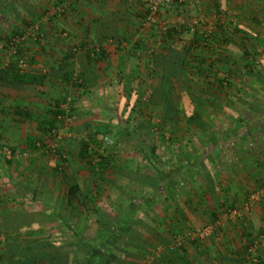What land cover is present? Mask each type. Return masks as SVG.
<instances>
[{
  "label": "crops",
  "instance_id": "1",
  "mask_svg": "<svg viewBox=\"0 0 264 264\" xmlns=\"http://www.w3.org/2000/svg\"><path fill=\"white\" fill-rule=\"evenodd\" d=\"M60 6H65L61 14L57 11ZM174 7V14L167 9L161 11L166 21L171 14L176 17L175 27L185 30L198 20L197 34L209 35L208 42H204L207 45L192 49L196 59H202L200 67L197 61H191L192 78L207 73L212 75L209 80L214 81L208 88L205 84L199 86V92L219 95L215 77L226 75L232 87L222 88L233 93L238 89L236 80L243 74L253 82L250 91H264V82L248 72L249 58H254L259 68L262 66L259 70L264 77V0H187L184 7ZM144 16V5L128 0H0L3 25L41 28L40 47L29 49L27 55L32 60L20 69L45 75L43 84H12L0 79V244L4 243L0 246V264L17 259L12 252L21 248L13 240L24 243L23 235L45 234V227L52 234L47 243L56 246L61 245L57 240H63L66 251H76L87 245L86 241H95L99 233L108 234V242L99 247L103 260L107 259L105 264H247L249 248L264 225V191L256 189L260 196L246 205L249 190L256 188L254 183L257 186L258 179L264 176V126L252 137L257 140L255 149L240 146V150H219L215 146L205 155L197 147L191 148L190 154V150L166 140L175 136V140L179 139L181 133L160 136L164 140L160 149L166 151L167 157L177 152L191 156L188 163L177 160L175 165L182 177L174 183L165 172L158 176L142 166L131 171V165L124 172L101 168L105 172L93 179L88 163L80 155L81 146L76 140L87 138L95 125L101 128L120 123L118 129H124L120 125L125 123L124 136L131 138L139 133L140 124L148 122V113L154 109L166 113L168 91L174 93L173 85L180 86L174 97L182 96V102L184 90L189 91L188 80L184 82L183 78L187 79L190 72L182 71L172 83L162 77L154 59L156 54L166 53V41L156 27L142 26ZM185 34V38L175 42L177 48L189 46L193 34L187 30ZM95 46L100 51L92 54ZM14 58L0 51V70L11 66L16 58L18 61V57ZM158 92L162 98L155 100ZM242 99L256 109L263 107L258 99ZM60 100L61 106L73 102L71 105L79 113L74 109L68 119L58 116L61 123L71 125L58 135L47 130L45 124L51 106ZM205 101L197 103L204 106ZM189 102L191 108L198 106L194 100ZM222 103L232 106L230 100L220 99L211 103V111L224 106ZM154 105L159 108L153 109ZM206 116L202 113L204 121ZM182 117L176 116V120L181 121ZM131 124H137V132L131 131ZM143 128L147 129L146 125ZM244 134L241 132L239 138ZM54 135L63 137V141L54 143ZM217 136L216 132L209 135ZM2 143L24 155L7 159L1 151ZM121 154L117 152L118 160ZM195 154L197 158L192 156ZM209 155L217 157L216 163ZM231 157L234 163L228 160ZM114 161L111 159V163ZM186 168L189 173H185ZM72 176L80 188L74 199H70L69 193ZM153 178L158 183L156 189L148 184ZM124 179L143 189V195L136 196L135 202L149 198V193L157 189L160 194L149 198L142 209L133 207L132 213L112 208L109 213L98 210L106 201L124 200ZM170 185L174 187L166 190ZM103 191L109 192L108 197ZM108 214L117 221L104 224L102 220ZM125 215L128 219L121 220ZM76 217L75 227L70 222L59 223ZM211 223L219 224L213 234L206 238L190 237L193 231ZM73 234L83 235V240L71 239ZM178 238H182L180 245H176ZM38 239H34L35 248L45 242ZM152 248L159 249L156 260ZM257 252L260 264H264V245Z\"/></svg>",
  "mask_w": 264,
  "mask_h": 264
},
{
  "label": "rangeland",
  "instance_id": "2",
  "mask_svg": "<svg viewBox=\"0 0 264 264\" xmlns=\"http://www.w3.org/2000/svg\"><path fill=\"white\" fill-rule=\"evenodd\" d=\"M175 5H173L168 11L172 12V14H174V7ZM170 16V20L168 19L167 21L161 16H159L160 20L163 22H167V25H170V27L175 26V19L176 17L173 15H169ZM177 16V15H176ZM4 23L2 21H0V51L3 52H7L9 53V55L11 54L12 57H16L17 56V50L16 47L13 48H5L4 44L7 43V37H11L12 36V32L13 30H23V34L20 35L21 39L19 40V45L20 48L22 49V53L21 56L19 58V60L17 61L18 65L20 66L21 69H24V66H26L28 63L31 62L32 59H30L27 55V53L29 54V49L32 48L33 50L36 49V45H39L41 43L39 38L43 39V36L40 34L41 32V28H31L30 26L28 27H21V28H16L15 27H10V26H5L3 25ZM157 28V27H156ZM160 29L157 28V32L160 35V37H162V34L159 32ZM186 35V34H185ZM185 35L182 36L185 38ZM181 37V38H182ZM13 38H11L12 40ZM183 39V38H182ZM180 40H178L179 42ZM17 46V49H18ZM178 46V45H177ZM40 47V45H39ZM179 47V46H178ZM38 48V47H37ZM21 60L23 61V63L21 64ZM262 66H260V70H261ZM194 76H192L191 74L187 77L189 86L188 88L189 91H185L183 93V102L184 100H186V102H188L187 100L191 101L192 99L197 100V102L203 103L201 101H203V99L207 100L206 98L209 97V99L207 100V103L204 106H201L202 108H200L201 110H203L205 113V115L207 118V124L209 127V130L206 133L201 132L200 130H198V128L195 125H190L187 123V121L184 119H182L181 121L176 120V122H161L162 121V116H164V113H160L161 110L158 109H154V108H159L156 107V105L153 106V111L148 113L150 119L148 120V122L144 123V125H146L147 129L143 128L142 124H140V128H139V133L135 134L133 137L131 135V138H127L126 136V130H127V126L125 125V123H121L122 125L120 126H125V128L123 129V127H119L118 126L120 123L117 124H105V126H101V128L98 125H95V128L92 129L91 133L89 136H87V138H81L76 140L78 143H80V146L83 144L84 141H88L90 142V145L94 148L97 149L99 151V153L105 154V156L107 157L109 163L108 166H104L102 167L101 165L99 166V162L97 160L92 161V163L89 165V173L91 176H93V179L95 176H100L103 172H105L104 170H102L101 168H106L109 167L110 170H116L118 169V171L123 170L124 171H129L128 169L131 168V171H134L135 169H138L142 166V169H144V167H146V170L149 172H154L157 175H161V173L165 172L167 175V177H169L171 179V183H174L175 180L179 179L180 177H182V173L179 172V170L177 169L178 166H176L175 164H177V160L178 162H182L184 161L185 163L190 162L189 159H191V156L187 155L185 152H183V156L178 155H172L170 158L167 157L168 155L165 154V152H162L160 149L161 148V144L164 141L163 139H161L160 136L165 135V133H172V132H177V133H181L179 135H181V137L178 136L179 139H166L169 141V143L171 142V144H178L179 146H183L184 148H186V150H190L191 148H199L197 150L201 151V155H205V153L211 152V149L214 148L215 146H218L219 150H240V146H242L241 148H246L247 150H249L248 148H252L255 149L257 148L256 146H258L257 144V140L252 137H255L256 131L261 130L260 128H263V123L262 121H264V91H250V89L252 88V84L253 82L251 81V78L248 77H244V74L241 75L239 77V80L237 79V85L238 88L242 89L244 93L241 94H237V92H233L230 93L226 90H222L223 88L220 87V92L219 95L218 93H212V96H207L206 94L204 95V97H200V93L198 91V87H199V83L201 82L202 84L206 81L205 77L204 79H200L199 77L197 78H192ZM203 80H205L203 82ZM208 82L210 84H214V82H212L211 80L208 79ZM178 84V83H177ZM208 84V83H206ZM178 87H174L173 85V89H174V93H173V97L175 95H177L179 92H177V88ZM235 90V87L233 86V89ZM216 92V91H215ZM165 92H162L161 94H164ZM210 93V92H209ZM182 94V93H181ZM180 95V94H179ZM231 95V96H229ZM158 96H160V93L158 92L157 94V98H155V100H158ZM226 97L222 98V97ZM182 97V96H181ZM217 97V98H216ZM231 97V99H230ZM242 97L254 100V99H258L260 101L263 102V107L257 108L253 107L254 109H252L248 104L249 102L247 101L246 104L243 102ZM162 98V97H161ZM220 99L223 100H230V102L232 103L231 107H227L224 103V106L221 105L217 108V110H213L211 111L212 108V102L216 103L218 101H220ZM247 99V100H248ZM151 100V99H150ZM145 102V101H144ZM152 102V101H151ZM154 102V100H153ZM157 101H155L154 104H156ZM255 102V101H254ZM62 101L60 100V105H61ZM71 104L73 102H70ZM257 103V102H255ZM71 104H69L68 106H61V108L65 111L64 114H59L60 116H65L67 119L71 116L72 111L75 109L78 113L79 110L77 109V107L72 106ZM186 103H183V108L185 106ZM244 104V105H243ZM195 109V108H194ZM75 111V113H76ZM77 114V113H76ZM160 114V115H159ZM212 115L211 117H209V115ZM214 116V117H213ZM181 117V115H180ZM209 117V118H208ZM258 117V118H257ZM211 118L213 120H211ZM160 120V121H159ZM59 121V122H58ZM57 124H55L54 128L52 130H54L53 134L56 132L59 135V132L61 129L67 127V126H71V125H65L66 123H61L60 120H58ZM211 121V122H210ZM68 124V123H67ZM94 127V126H93ZM51 130V131H52ZM137 132V124H131V131H135ZM62 131V130H61ZM69 131V129H68ZM65 132V131H63ZM213 132H216V135H218L216 138H210L209 135H211ZM241 132H246V134L242 135V138H239V136H241ZM58 135H54L56 137V139L54 140V143H60L61 141H63V137L58 138ZM110 136L113 139V143L112 144H107L105 143L103 137L104 136ZM125 135V136H124ZM186 136V137H185ZM194 137V138H191ZM213 139V141H212ZM216 139V140H215ZM214 145V146H212ZM195 146V147H193ZM212 146V147H211ZM169 147V146H168ZM176 147V145H174L172 147V149H174ZM13 148V147H12ZM14 149V148H13ZM119 151H116V150ZM18 150V149H15ZM115 150V151H114ZM20 151V150H18ZM218 151V150H217ZM252 151V150H251ZM117 152L122 153L119 156V159L116 157ZM125 152H129L128 155H131V158L125 154ZM192 150L189 151L190 154H192ZM213 152V151H212ZM112 154V155H111ZM124 154V156H123ZM209 154V153H208ZM220 154V153H218ZM195 155H192L194 158H197ZM112 157V158H111ZM127 157V158H126ZM209 157L211 158V160H213V162L216 163L215 160H217V157H214V155H209ZM221 157V154L220 156ZM111 159L115 160L113 163H111ZM172 160H176L175 162L171 161ZM215 159V160H214ZM230 159L231 163H234V157L228 158V160ZM116 162V163H115ZM130 162V163H129ZM109 164H113L111 166H109ZM131 165V167H129ZM117 167V168H116ZM129 167V168H128ZM168 168V169H167ZM120 169V170H119ZM187 170V168L185 169ZM185 173H189L188 170ZM109 174V173H108ZM108 176V175H107ZM101 177V176H100ZM108 178V177H105ZM125 180V179H124ZM258 183L256 186V182L254 183L255 187L254 189L249 190L248 194L250 196H252L253 194L257 195L256 189H262L264 191V176L258 179ZM127 182V184L125 183V187L126 189H122L124 191V200H122L121 203H117L116 201L114 202H108L106 201V204H103L102 207H98V210L100 211H104L105 213H109L111 210L110 208H112L114 211H118V212H129V210H134L133 207H136L137 209L139 208H143L144 206H147V203L149 202V198H152L153 196H157L160 194V190H154L153 192L151 191V193H149V198H143L142 200L135 202L134 200L136 198H140V194L143 195V189L141 187L138 186H134V183H130V181H124ZM170 183V184H171ZM174 187V186H173ZM172 185H170V187H166V190H169L170 188H173ZM162 190L164 191L163 193H165V187L162 188ZM255 190V192H253ZM118 191V190H117ZM119 192V191H118ZM129 192V193H128ZM175 192V191H174ZM173 192V194H174ZM103 194H105L107 197L109 195V192L107 193L106 191L102 192ZM172 194V195H173ZM130 196V199L128 198ZM137 196V197H136ZM258 196H260V194L258 193ZM136 197V198H135ZM129 205V206H128ZM44 206V205H43ZM128 206V207H127ZM45 209H48L47 206H44ZM43 207V208H44ZM45 209H42L44 211H46ZM151 209V208H150ZM67 214V213H66ZM115 217H113L111 214H108V217L105 218V220L100 219L104 222V224H109L111 222H116L117 219H114ZM123 219H128L127 215H125L121 220ZM98 220V219H97ZM99 220V221H100ZM66 222H70V226L75 227L76 224H78V219L76 218H72L71 220L63 219L61 221H59V223L63 224ZM124 221V220H123ZM51 225H49L50 227ZM54 226L52 225L51 228H53ZM45 234H38L36 232V234L34 235H23V238H25L24 240H28V236H32V238L37 239L40 241H47L48 239H51V235L50 233H48V227H45ZM125 233V232H124ZM69 235H61V237L65 238L68 237ZM83 235L81 236H76L75 234L71 235V239L73 240H83L81 239ZM85 236V235H84ZM57 237H60V235H58ZM77 237V238H76ZM108 234L104 233H99V235L97 236V239H95V241L93 240L92 242H94V244L96 246L100 247V243L101 241L103 242H108ZM4 243L2 241V243L0 244V246H2ZM40 243L37 246H41ZM103 245V243L101 244ZM98 247V248H99ZM154 250V248H152ZM154 253V252H153ZM19 259V258H17ZM17 259L12 260L11 262H16Z\"/></svg>",
  "mask_w": 264,
  "mask_h": 264
},
{
  "label": "trees",
  "instance_id": "3",
  "mask_svg": "<svg viewBox=\"0 0 264 264\" xmlns=\"http://www.w3.org/2000/svg\"><path fill=\"white\" fill-rule=\"evenodd\" d=\"M16 29V28H15ZM186 30L190 33L193 34L190 41V44L188 47H184V48H177L175 42L177 43L178 40H182V35L183 32L185 34ZM24 32L23 30H13L12 32V36L11 37H7V43L4 44V47L9 49L10 47L12 48V40L11 38L17 36V35H22ZM197 31H190V28L187 27L185 28V30H183L181 27L176 28L175 26H172L168 29V31L164 34V37H162L163 41H166V45H165V50L166 53L164 54H156L155 55V59H154V63L155 65L161 69L162 71V77L168 82V83H172V81H177V78H180V76L182 75L181 72L184 71H188L191 73L192 71V66H191V61L195 60L197 61V63H199V67L201 66V61L199 58L196 59V56H194V54L192 53V49L193 47L195 48L196 45H201V46H205L207 45L204 42H208V37L209 35H204L203 33L199 34L197 37ZM206 40V41H205ZM21 42H17L16 45H14L13 47H16L17 50V56L18 60L21 56L22 53V49L20 48L21 45L18 46V44ZM18 46V49H17ZM193 58H192V57ZM15 57V58H16ZM14 58V60H15ZM14 62V61H13ZM16 62V63H15ZM14 63L11 64V66H7L4 69L0 70V79L4 80L8 83H17V84H43L44 80H45V75L39 74V73H32V72H28V71H22L20 69V67L17 65V58L15 60ZM249 74H254L255 77H257V79L262 80L264 82V77L262 76V74L260 73V68H259V64L256 62V59L254 58H249ZM191 69V70H190ZM198 72V71H197ZM200 79H204L203 80V84H205L207 86V88L209 87L210 83L208 82V79L212 78V75H209L207 73H203V74H198ZM185 77V76H184ZM218 83V87H225V86H230L232 87V81L229 80V76H216L215 77ZM187 79L183 78V81L186 82ZM166 82V83H167ZM214 82V81H212ZM167 83V84H168ZM208 83V84H206ZM202 83H199V86H201ZM200 88V87H198ZM190 89V88H189ZM223 90V89H222ZM185 91H188L185 89ZM170 94V98H168L166 100V104H165V111L166 113H164V116H162V121L161 122H176V116H183L185 118V120L187 121L188 124L190 125H195L198 130H200L203 133H206L209 130L208 124L206 121H204L202 119V113L204 112L203 110H201L200 108H202L201 104L197 103V100L192 99V101L194 100V102L197 103V107L191 108L190 107V102L189 100L188 103L185 101V106L183 108V102L180 96L173 97V92L172 91H168ZM235 92H237V94H243V88L240 89L238 88L237 90H235ZM167 94V95H168ZM209 96L210 93H207ZM245 94V93H244ZM204 93H200V97H204ZM207 100L209 99V97L206 98ZM206 102L205 100H203V103ZM245 103V102H244ZM249 103L248 105L252 108V104ZM244 105V104H243ZM52 108L49 110V117H47L46 119V128L47 130L51 131L56 122L59 120V114H64L65 111L61 108L60 105V101H56L55 104H53V106H51ZM198 110L200 112H198ZM80 155L82 158H84L86 160V162L88 163V165H90L92 163V161H95L96 158H98V162H99V166L101 165L102 167L104 166H108V159L105 156V154L99 153V151L97 149H94L91 145L90 142H86L84 141L83 144L81 145V152ZM240 157V155H239ZM160 176V175H158ZM208 177V176H207ZM157 180H155L154 178L148 182L149 186L152 189H156L158 186V183H156ZM70 184L71 187L69 188V193L72 196V198L70 197V199H74L77 197V195H79L80 193V188L79 185L75 179V177H70ZM249 195V194H248ZM247 195V196H248ZM250 196V195H249ZM248 200V197H247ZM261 232H263L262 227L260 228V230L257 233V237L261 234ZM106 234V233H105ZM104 234V235H105ZM30 238H28V240H24V243H20V241H16L13 240V244H15L17 247L21 248L19 250L13 251L12 253L15 254L13 257H17L19 259H17L16 262H11L10 264H61V263H66L68 264L69 261L72 262V264H105V261L107 259H104V253L102 252V250L100 248H98L99 246H96L94 244V242L92 241H86L85 243L87 245H83L82 247H80V249H77L76 251L74 250H63V245H62V241L63 240H57V242L61 243V245H52V244H48L47 241L44 242L41 246H36V248L33 246L35 244V240L32 238V236H28ZM60 239V238H59ZM82 242V241H81ZM79 243V242H77ZM104 243L103 241H101V244ZM253 243V242H252ZM48 244V245H47ZM79 246V244H77V247ZM35 248V249H34ZM83 253L86 254V256L83 255ZM249 252H248V256H249ZM258 254V253H257ZM158 255L156 257H154V260L158 259ZM259 257V261L256 264H260L261 263V258L258 254Z\"/></svg>",
  "mask_w": 264,
  "mask_h": 264
},
{
  "label": "built area",
  "instance_id": "4",
  "mask_svg": "<svg viewBox=\"0 0 264 264\" xmlns=\"http://www.w3.org/2000/svg\"><path fill=\"white\" fill-rule=\"evenodd\" d=\"M129 2H140L144 5L145 8V16L143 18L142 21V26L146 27V28H151V27H157L160 29V33L162 34V37H164V34L168 31V29L170 28V25H167L165 21H161L159 16L160 13L163 9H167L169 10L173 5L178 6L179 8L184 7L187 3V0H128ZM58 13H63L65 11V6H60L59 9L57 10ZM198 20L194 21L193 25H191L190 31H195L196 30V26L198 24ZM20 35H17L15 37H13L12 39V48L14 49V45L17 44V42H19V40L22 38H20ZM97 51H100V47L95 46L92 49V54H95ZM23 63V61L21 60V64ZM21 66V65H20ZM105 143L107 144H112L113 143V139L106 135L103 137ZM1 151L3 152L4 156L7 159H12L16 156H20V155H24V153H22L21 151L15 150L12 147H10L7 144H3L1 145ZM96 160L98 161L99 159L96 158ZM258 197V195L253 194L252 196H250L249 201L246 205H251V201H253L254 199H256ZM218 223H211L206 225L205 227H203L200 230H195L190 234L191 238H206L208 236H210L211 234H213L218 227ZM182 242V238H178L177 240V244L176 245H180ZM176 243V242H175ZM264 245V225H263V232H261V234L256 238V240L254 241V243L252 244V246H250L249 250H250V254L247 257V264H256L259 261V257H258V248L259 246ZM159 249L157 248L156 250H154L153 254L154 256H157ZM153 256V258H154Z\"/></svg>",
  "mask_w": 264,
  "mask_h": 264
}]
</instances>
